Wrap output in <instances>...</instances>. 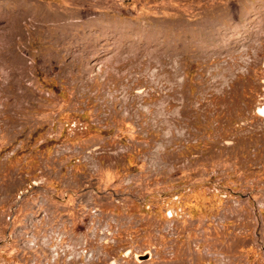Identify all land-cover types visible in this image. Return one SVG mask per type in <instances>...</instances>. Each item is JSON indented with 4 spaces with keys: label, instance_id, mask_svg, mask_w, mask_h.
Instances as JSON below:
<instances>
[{
    "label": "rangeland",
    "instance_id": "374dc122",
    "mask_svg": "<svg viewBox=\"0 0 264 264\" xmlns=\"http://www.w3.org/2000/svg\"><path fill=\"white\" fill-rule=\"evenodd\" d=\"M22 1L0 264H264V0Z\"/></svg>",
    "mask_w": 264,
    "mask_h": 264
},
{
    "label": "bare ground",
    "instance_id": "6f19581e",
    "mask_svg": "<svg viewBox=\"0 0 264 264\" xmlns=\"http://www.w3.org/2000/svg\"><path fill=\"white\" fill-rule=\"evenodd\" d=\"M260 7L264 8V4ZM263 8L260 11H255V15H250L246 25H249L250 20L255 21L258 19L260 14H263ZM250 9V7H249ZM27 17H31V23L33 21H40L43 24L46 48L53 45V36L51 35L50 22L52 20V13L44 8L38 7V5H31L22 0H0V25H10L12 28L17 29V32H23L26 28H29L30 21ZM12 20V21H11ZM38 23V22H37ZM39 24V23H38ZM41 24V23H40ZM42 28V27H41ZM42 28V29H43ZM38 29V28H37ZM184 33V32H183ZM22 40V39H20ZM19 40V41H20ZM19 44V43H17ZM22 44V43H21ZM16 45V44H15ZM22 49V47L20 46ZM20 52V51H18ZM3 57V56H2ZM259 113L264 114V107L260 108Z\"/></svg>",
    "mask_w": 264,
    "mask_h": 264
},
{
    "label": "water",
    "instance_id": "95a60500",
    "mask_svg": "<svg viewBox=\"0 0 264 264\" xmlns=\"http://www.w3.org/2000/svg\"><path fill=\"white\" fill-rule=\"evenodd\" d=\"M263 63H264V61H263ZM264 65V64H263ZM150 258V254L149 253H147V254H145V255H143V256H138V260L139 261H143V260H147V259H149Z\"/></svg>",
    "mask_w": 264,
    "mask_h": 264
}]
</instances>
